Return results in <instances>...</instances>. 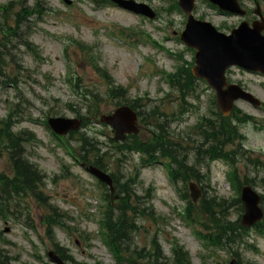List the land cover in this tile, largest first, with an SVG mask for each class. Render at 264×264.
I'll list each match as a JSON object with an SVG mask.
<instances>
[{
	"label": "rangeland",
	"instance_id": "374dc122",
	"mask_svg": "<svg viewBox=\"0 0 264 264\" xmlns=\"http://www.w3.org/2000/svg\"><path fill=\"white\" fill-rule=\"evenodd\" d=\"M8 1H11L12 5L10 6L9 11L6 12L9 15V18L8 21L5 22L2 20L3 15L5 14L2 6L6 5V2ZM30 1L32 0H0V23L3 21L4 26L6 23L13 27L14 20L11 17H15L18 11H20L21 7H27V5L30 4ZM72 1L73 5L68 7L64 5L61 0H46V5L50 6V11L45 15L42 22L37 23L36 28L31 33L32 40L37 43L43 55L52 58L51 64L54 68L53 77L55 78H57L64 71V62L62 60L63 58L61 57L62 45L56 41V35H72L75 39H79L83 42L89 41L97 43L99 47V60L101 64L104 65L103 67L109 71L116 84L126 85L128 81H130L126 80L128 79V73L126 70L129 66H131V73L134 72L135 75L139 76L140 78L135 85L130 86L129 88L131 89V92L137 91L139 95L148 92L149 96H155L157 94L156 88L159 86L155 84V81L159 78V75L154 76V73H157V68H164L170 71L177 64V61L170 57L166 52L161 51L147 39L141 37V33L139 32H145L146 35L158 41L165 47L174 50L176 53H181V56L185 59H189L191 57V52L186 51L176 39H172V41H170L166 38L169 35V32L175 29V27L181 23V19L177 14L173 15L174 19L171 20L170 25L166 24L168 21L164 18H160L153 22L143 21L134 14L110 4L97 7L89 3L87 0ZM13 3H18V5ZM155 4L158 3L155 1ZM200 12H205L209 17L208 20L212 22L213 19H215L216 13L205 4H200L198 13ZM236 20V17L226 16V21L224 22L227 24H232L236 22ZM164 25L167 26L165 31L161 30ZM127 27L135 28V34L130 32L129 36L124 37L123 42L119 38L120 30L126 29ZM23 30L24 27L22 26L17 30V32L20 33ZM49 34H53L54 38ZM8 37L9 41L6 45V48L9 49L8 51H10L12 48L9 46V42L11 39L12 42H15L16 39L11 38L10 35H8ZM125 38L128 41H131L130 45L125 43ZM72 50L76 51V54H71L73 56L72 60L74 63L73 65L75 72L78 75H81L86 81H93L95 79L94 76L97 78L96 74L93 75L90 67L83 66L80 56L81 53L76 49L71 48L70 51ZM142 54L145 55V60L141 58ZM147 57L150 58L152 63L147 61ZM232 74V78L236 77L238 79H242L248 87L256 92L262 99H264V86L257 84V81L259 80L258 78H256V80H249L250 78L247 74H242L237 70H233ZM200 89H203L202 85ZM13 104L14 102L8 103L7 105ZM242 106L247 112L257 113V111H254V109L247 105ZM18 109L24 114L26 111L25 104H19ZM4 113V105L0 104V116H3ZM194 120V116L186 119V126L184 125L182 127L184 128V131H187L186 127L193 123ZM242 131L248 136V144H250L253 149H264V132H259L258 136L260 138H257L256 134L249 126L242 127ZM29 153L32 160L36 161L39 164L40 169H42V171L47 175L46 184L48 194L50 193L54 196H62L68 193L73 197L74 192L77 190L76 180L79 181L82 178H88L83 172L75 167L72 169L75 177H71L69 180H59L56 183L52 182L53 178L59 171L60 162H70L65 148L59 147L53 141L51 143L42 142L41 144H37L34 149L29 151ZM3 157L5 158V156ZM3 168H8L7 158H5V161L0 162V169ZM163 172L164 168L160 165L154 168H144L141 172L140 178L141 181L147 180L150 184H153L155 180H161ZM154 187L155 191L153 202L155 206L161 212H168L167 209L163 207L162 200L158 196L159 193H166L167 190L161 191L158 186ZM154 187H150L148 189H154ZM24 204L34 210L36 215L41 209V207L35 206L34 200L30 197L24 198L23 205ZM177 223L180 224V221L176 220L172 225L175 226ZM7 226L10 230L7 234H4V237L5 239H11L12 242L15 243L14 246H9L8 251L11 252L12 256L18 253L21 256V261H30L28 257L30 252L26 239L22 236L16 225L14 226L12 224H7ZM162 227L165 228L164 226ZM169 228L170 226L167 229ZM86 229L89 234H93L95 232L96 226L90 225V227H87ZM148 231L150 234H153L156 231V228L154 226H150ZM74 234L75 231L72 232V237L67 238V240L70 241L71 247L72 239L75 236ZM182 240L189 248L192 254V259L195 260L197 257L196 253L198 249V243L191 234L185 231L182 232ZM95 244L96 242H94L92 245ZM71 247L69 248L70 251ZM86 250L87 244L84 242H82L80 249H75L72 247V251L75 253L78 259L85 258ZM99 254L104 259L107 258L103 251ZM252 258L257 261H264V255H254Z\"/></svg>",
	"mask_w": 264,
	"mask_h": 264
},
{
	"label": "water",
	"instance_id": "95a60500",
	"mask_svg": "<svg viewBox=\"0 0 264 264\" xmlns=\"http://www.w3.org/2000/svg\"><path fill=\"white\" fill-rule=\"evenodd\" d=\"M234 35L228 38L224 43L217 44L214 42H208V44H202L198 42L195 37V33L192 27H189L186 33L183 34V39L190 45L198 48L197 63L198 67L196 72H200L208 76L212 81L216 80V77L222 74L224 68L230 62H240L244 66L256 68L257 65L254 62L239 58L243 54L244 46L241 41ZM220 48L223 52H216ZM210 52V53H209ZM259 62V61H258ZM207 68V70H203ZM259 68L264 70V66L259 62Z\"/></svg>",
	"mask_w": 264,
	"mask_h": 264
}]
</instances>
